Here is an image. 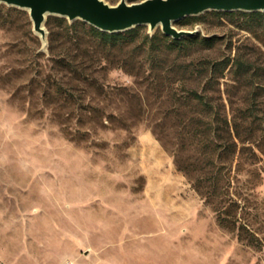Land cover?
Segmentation results:
<instances>
[{
	"label": "rangeland",
	"instance_id": "374dc122",
	"mask_svg": "<svg viewBox=\"0 0 264 264\" xmlns=\"http://www.w3.org/2000/svg\"><path fill=\"white\" fill-rule=\"evenodd\" d=\"M22 10L0 14V264H264V71L232 67L264 68V33L210 10L173 25L211 45L142 25L105 52L51 14L44 46Z\"/></svg>",
	"mask_w": 264,
	"mask_h": 264
},
{
	"label": "water",
	"instance_id": "95a60500",
	"mask_svg": "<svg viewBox=\"0 0 264 264\" xmlns=\"http://www.w3.org/2000/svg\"><path fill=\"white\" fill-rule=\"evenodd\" d=\"M8 6L28 10L36 33L45 37L47 15L66 17L70 21L82 19L102 31L121 32L137 25L160 26L165 35L174 39L196 35L199 31L178 30L173 22L185 16L205 11H264V0H141L128 3L120 0L115 5L104 0H0Z\"/></svg>",
	"mask_w": 264,
	"mask_h": 264
},
{
	"label": "trees",
	"instance_id": "16d2710c",
	"mask_svg": "<svg viewBox=\"0 0 264 264\" xmlns=\"http://www.w3.org/2000/svg\"><path fill=\"white\" fill-rule=\"evenodd\" d=\"M215 14H218L219 16H223V15H234V16H242L244 21H245V29L256 33V31H260L262 33H264V11H255V12H247V11H212ZM3 13L7 14V15H12L14 14V16H20V17H24L25 16V11L20 9L19 7H13V6H7L4 3L0 4V14ZM56 19L58 17H55ZM194 18V17H191ZM196 18H199L198 16H196ZM194 18V19H196ZM61 21H66L64 17L58 18ZM67 23V21H66ZM46 24L49 26L50 29V35H51V45L54 44V41L57 40L58 35H56L55 30H54V25L51 23V21L49 20V18H47ZM78 25L84 26V23L81 21L76 20L75 22H73L71 25L67 24L68 28H71L73 30L76 29V27ZM143 28L142 25H137L136 27L132 28V29H128L125 31H121V32H108V31H102L94 26H91L89 29H83L84 31V36L85 38H87V41L89 43H91V45H95L97 48L101 49L102 51H109L110 48L112 46H115L117 44H121V42L124 40V38H126V34H131L133 36L136 37V35H139L141 33V29ZM144 39L146 40V42H149L150 44V53H152L154 50L153 45L158 44V41H165L167 39V37H160L157 33H154L153 35H151V37L149 36V34L147 33H142ZM214 37L211 38H200L199 34L196 35H191V36H183L181 37V39H171V43L177 47H181L183 45H185L186 43H196V42H203L206 43L207 45H211V43L213 42ZM53 57L52 60L61 63V65H72V61L70 59H67L65 56L62 58H57L55 56V53H53L54 51L52 50V48L50 49ZM231 63V61L227 60V61H221V62H212L209 63L210 64V69H209V73L210 77H209V81L208 83L212 80V73L214 72V70L219 66H223L227 67V65H229ZM232 67L234 73H236V75H238L240 78L242 77H250V76H255L257 79L259 78V70L264 71L263 67L260 66H256L255 64L249 62V61H245V60H234V62L232 63ZM187 91V94L185 95L186 100L193 104L194 106H199L201 108V113L202 115L210 112L211 114H213L214 110H213V106L210 104L209 100H208V95L205 94L204 92H200L195 90L194 88H187L185 89ZM216 113V112H215ZM219 114V112H218ZM215 118V116H214ZM202 119V118H201ZM226 124H228V129H229V122L226 121ZM234 126V130H235V135H237V137L239 139H243L242 141H244V138L246 137H242V134L239 132V128L240 125L235 122L233 124ZM216 128H204L201 132V135L204 136V138L207 139H211L214 142L215 138H218L219 136L221 137V135H218ZM219 219H221V222L223 220V217H219Z\"/></svg>",
	"mask_w": 264,
	"mask_h": 264
},
{
	"label": "bare ground",
	"instance_id": "6f19581e",
	"mask_svg": "<svg viewBox=\"0 0 264 264\" xmlns=\"http://www.w3.org/2000/svg\"><path fill=\"white\" fill-rule=\"evenodd\" d=\"M39 35H40V34H39ZM41 37H42V36H41ZM42 39H43V43H45V37H44V38L42 37Z\"/></svg>",
	"mask_w": 264,
	"mask_h": 264
}]
</instances>
